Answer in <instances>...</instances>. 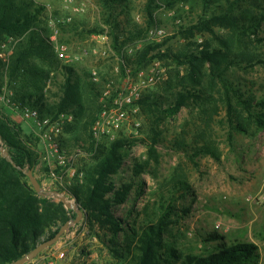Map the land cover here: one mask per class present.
<instances>
[{
	"label": "trees",
	"instance_id": "obj_1",
	"mask_svg": "<svg viewBox=\"0 0 264 264\" xmlns=\"http://www.w3.org/2000/svg\"><path fill=\"white\" fill-rule=\"evenodd\" d=\"M98 2L101 22L110 29L112 48L123 56L127 45L144 37L147 28L155 23L154 13L159 8L190 3L191 13H194L195 6L202 7L196 20L181 24L177 36L192 39L200 32H208L220 47L206 44L192 52L169 54L162 53V44L150 43L133 58H125L136 71L157 58H169L175 63L176 74L164 89L169 94L151 90L144 95L141 105L157 123L178 114L183 107L199 105L202 125L197 137L191 144L186 141L176 144L194 166H198L196 159L202 156H210L217 162L221 160V152L210 134L215 116L220 112L226 114L229 143L234 139V132L255 137L264 130V90L260 95L244 91L232 81L230 74L234 68L252 69L264 65V58L250 47H242L246 46L245 38L256 35L264 23V0H146L145 25L133 19L131 0ZM118 6L119 12L116 11ZM43 10L30 0H0V43L7 37L19 39L8 67L0 59V87L6 75L15 95L13 100L20 103L21 108L40 110L42 118L72 114L73 122L64 129V134L70 135L72 140L60 138L62 147L70 143L72 147L91 152L94 146L91 128L103 108L100 85L92 83L86 71L80 75L73 68L62 67L63 80L58 75L52 78L58 90L51 86L46 88L58 60L43 25ZM215 29L226 31V36H217ZM71 30L77 32L78 26L73 24ZM105 32L101 25L82 28L84 34ZM181 66L185 67L184 75L179 71ZM4 68H7L6 74ZM103 80L106 82L107 78ZM0 140L14 162L0 153V264H10L52 239L63 225L75 220L77 214L63 202L51 198L50 193L39 195L35 191L24 173L26 169L35 172L40 160L34 135L27 134L1 109ZM139 141L120 137L102 149H95L94 163L83 169V182L70 187V195L85 212L90 232H94L115 257L124 260V264H250L255 261L258 250L255 244L241 241L228 244L218 233H197L201 242L211 243L210 247L189 250L180 247L179 240L185 234L173 233L172 226L177 224L174 217L178 216V203L191 191L186 179L177 177L161 190L156 199L137 214L141 216L140 221L137 217L131 223L118 213L119 207L127 203L133 185L122 184L117 189L114 177L119 174L128 151ZM160 142L153 138L147 160L135 163L137 177L151 164L159 163L156 145Z\"/></svg>",
	"mask_w": 264,
	"mask_h": 264
},
{
	"label": "rangeland",
	"instance_id": "obj_2",
	"mask_svg": "<svg viewBox=\"0 0 264 264\" xmlns=\"http://www.w3.org/2000/svg\"><path fill=\"white\" fill-rule=\"evenodd\" d=\"M30 1H33L37 6L41 5L43 8L44 3L51 2L53 4L54 15L72 18V23L63 28L61 38L69 44L73 58L77 57L78 59H75L71 65H67L60 61L56 55L58 66L51 70V78L46 83V88L51 86L55 91L58 90V86H54L52 83V78L58 75V78L63 80L62 67L73 68L80 75L86 71L90 81L89 71L92 68L100 72L102 80L105 78L116 79L115 69L118 66L116 59L118 53L112 48L110 29L101 22V8L98 0H92L89 11L78 14L64 9L62 0ZM131 1L133 3L131 7L134 8L131 14L133 19L136 23L145 25L144 8L146 0ZM116 11H120L119 6ZM201 12L202 7L195 6L194 13H191L190 3H178L173 8H159L154 13L155 23L147 28L145 36L127 45V48L133 49L132 55H127V59L133 58L138 51L150 43L162 44V53L169 54L192 52L197 47L202 49L206 44L212 47H220L216 38L208 32H200L192 39H183L177 36V31L181 26L177 24V21L182 20V25H188L196 20L198 13ZM46 13L44 9L43 15ZM123 18L121 17V21H124ZM44 23L43 21V25H45ZM73 24L78 26L77 32L71 30ZM96 25H101V27L106 29V32L103 34L82 33V28H92ZM152 27H162L166 31L165 38L160 42L151 39L148 32ZM214 31L217 36H226V31L219 29H215ZM18 41L19 39L15 37H7L0 43V53L3 51V48L5 51L11 52L8 63H4L5 67H8ZM245 43L246 46L242 47H250L253 52L264 58V23L258 28L256 35L245 38ZM3 45L5 47H2ZM95 49H107L110 56H95L93 54ZM155 63H159L165 69L167 78L162 84L155 87L153 91L154 93L168 95L169 92H166L164 89L167 83L175 76L176 65L169 58L164 60L157 58L152 60L148 66ZM6 71L7 68H4V74H6ZM179 71L181 75H184L185 67L181 66ZM230 74L233 79L232 81L236 85H240L244 91H251L256 95H260L264 90V65L259 64L252 69L234 68L230 71ZM99 87L100 91H102L101 86ZM14 96V92L9 86L5 75L4 85L0 87L1 112L11 121L20 124L27 134L34 135L37 150L41 154L43 144L36 122L34 120L16 122L12 119L10 108L15 105L21 106L20 103L13 100ZM198 107L199 105L183 107L178 114L167 117L165 120L157 123V121L145 113L140 104L137 115L140 122L138 135L133 137L128 134V131H123L118 136V138L127 137L129 139L140 140L128 151L119 174L114 177L117 189H120L122 184L133 185L127 203L119 207L118 213L125 220H131V223L137 217L140 221L141 216L137 214L142 213L144 208L156 199L157 194L161 190H165L172 183L171 181H174L177 177L186 179L191 186V191L178 203V216L174 217L177 224L172 226L173 233L185 234V237L179 240L180 247L185 250L210 247L211 243L204 244L201 242L197 238V233H218L224 237V241L228 244L233 241L255 244L258 247L256 251L257 258L250 264H264V130L259 132L255 137L234 132V139L229 143L226 114L224 111L220 112L219 115L215 116L210 134L221 152V160L217 162L210 156H202L196 159L198 166H194L190 162L188 155L176 148V144L182 141L191 144L195 140V137H197L199 127L202 125ZM67 115L72 117V120L64 122L63 135H61L62 140L63 138L72 140L70 135L64 134L65 127L74 120L72 114ZM153 138L161 140L156 145L159 163L156 165L151 164L141 176L137 177L135 174V163H142L147 160L148 148L152 144ZM111 142L105 140L97 148L95 143L92 142L94 146L91 152L78 146L72 147L70 143L63 144V149L67 154L73 153L77 148L83 151V156L78 159L77 169L78 172H83L85 176L83 169L86 165L94 163L95 149H102ZM0 144L7 150L1 140ZM48 172V164L42 161L40 157L35 172L33 171L35 177L41 183L48 177ZM83 179L82 181L79 178L75 179L73 184L68 186L69 189L76 182H83ZM47 187L58 192L62 190L58 186ZM54 200L60 201L58 198H54ZM74 203L80 209L79 205L76 202ZM182 210L188 211V213L183 214L181 213ZM82 213V220L87 225L85 212L82 211ZM217 225H220V227L217 228ZM73 229L71 228V231L68 233L65 232L62 237L70 235ZM77 229L81 232L76 234L80 236L78 240L77 236H75L74 239L67 238L62 243V247L68 252L66 264L125 263L124 260L115 257L94 232L87 234L84 233L82 227H77ZM87 229L89 230V228ZM79 243L83 244V246ZM55 245L40 253L38 258L44 252L54 250L56 248ZM38 258L36 257L34 260L36 261ZM30 262L28 263L30 264Z\"/></svg>",
	"mask_w": 264,
	"mask_h": 264
},
{
	"label": "built area",
	"instance_id": "obj_3",
	"mask_svg": "<svg viewBox=\"0 0 264 264\" xmlns=\"http://www.w3.org/2000/svg\"><path fill=\"white\" fill-rule=\"evenodd\" d=\"M62 3L64 9L78 14L89 11L92 0H62ZM43 6L47 13L43 15L42 19L45 22L44 24L48 30L49 39L54 46V51L60 61L71 65L78 58H73L69 44L63 41L61 36L63 28L72 23V18L54 15L53 4L51 2L44 3ZM177 24L181 25L182 21L178 20ZM148 34L151 39L160 42L165 38L166 31L162 27H152ZM2 47H5V45ZM132 52L133 49L127 48L125 56L117 55L116 79H107L104 82L97 69L92 68L89 71L91 81L95 85H100L102 90L101 101L103 108L91 128V136L96 148L105 140H116L123 131H128V134L136 137L138 135V128L140 127L137 115L141 100L145 94L162 84L167 78L165 69L159 63L138 71L133 70V67L125 59L127 55H132ZM10 54V51H5L3 48V51L0 53L1 61L5 64L8 63ZM93 54L99 57L110 56L107 49H95ZM10 110L12 119L16 122L28 120L36 122L43 144L40 157L49 166L48 177L40 183L44 191L50 193L53 199H60L61 196H66L67 202L75 205L74 202L76 201L70 195L68 186H71L75 179L79 178L80 181L83 179L84 174L83 172H78L77 162L84 153L81 149L77 148L73 153L67 154L60 141L64 122H70L72 117L62 113L56 118H42L37 109L28 106L21 108V106L15 105ZM47 186H58L62 190L58 192L51 188L48 189ZM78 225L82 227L84 233L90 234L83 220L71 227ZM219 227L220 225H217V228ZM62 246L61 244L52 251L44 252L38 260H33L30 264H66L68 252Z\"/></svg>",
	"mask_w": 264,
	"mask_h": 264
},
{
	"label": "water",
	"instance_id": "obj_4",
	"mask_svg": "<svg viewBox=\"0 0 264 264\" xmlns=\"http://www.w3.org/2000/svg\"><path fill=\"white\" fill-rule=\"evenodd\" d=\"M0 153L2 156H4L5 158H7L8 161H10L11 163H14L9 152L4 148L3 145L0 144ZM25 175L28 177L30 184L33 186V188L35 189V191L39 194V195H46L47 192L44 191L43 187L41 186L40 182L38 181V179L35 177L33 170H25L24 171ZM60 201L64 203L65 207L68 209H73L76 214H77V218L75 220H71L69 222H67L65 225H63L61 227V229L59 230V232L50 240L45 241L40 243L38 246H36L32 251H30L29 253H27L24 257H22L21 259H18L17 261L10 263V264H26L32 260H34L36 258L37 255H39L40 253H42L44 250H46L47 248H50L51 246H54L56 243L59 242V240L62 238V236L65 234V232L73 225L79 223L82 218H83V213L82 211L77 207V205H72L69 204L67 202L66 197L61 196L60 197Z\"/></svg>",
	"mask_w": 264,
	"mask_h": 264
},
{
	"label": "crops",
	"instance_id": "obj_5",
	"mask_svg": "<svg viewBox=\"0 0 264 264\" xmlns=\"http://www.w3.org/2000/svg\"><path fill=\"white\" fill-rule=\"evenodd\" d=\"M77 227H79V225L78 226H76V227H70V229H68V231H66V233H68V232H70L71 231V228H74L73 229V231L70 233V235H66L65 237H62L61 238V240L58 242V243H56V245H55V247H59L62 243H63V240H66L67 238H72V239H74L75 238V236H77L76 234H78V233H81V232H79L78 231V229H77ZM83 233V232H82ZM80 238V236H77V240ZM82 239V238H81ZM81 246H83V244H81V243H79ZM54 247V246H53ZM37 258H38V256H37ZM37 260V259H36Z\"/></svg>",
	"mask_w": 264,
	"mask_h": 264
}]
</instances>
